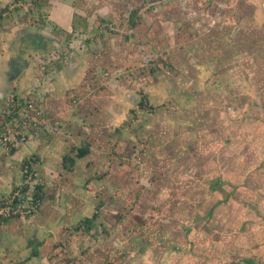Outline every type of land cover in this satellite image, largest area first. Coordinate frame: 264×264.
I'll list each match as a JSON object with an SVG mask.
<instances>
[{"label":"rangeland","instance_id":"rangeland-1","mask_svg":"<svg viewBox=\"0 0 264 264\" xmlns=\"http://www.w3.org/2000/svg\"><path fill=\"white\" fill-rule=\"evenodd\" d=\"M17 1V7L0 8V28L7 32L22 14L29 17L51 0ZM57 1L78 5V22H94L65 32L44 21L53 27L49 42L43 39L48 45L32 37L27 42L36 49L24 48L39 78L50 70L64 75L69 67L79 80L69 75L77 87L40 93L49 117L30 131L29 141L46 138L56 160L46 164L51 153L39 147L25 157L31 169L24 158L13 172L20 171L15 189L0 193L12 200L19 192L24 199L0 222L9 218L27 230L19 254L10 250L0 259L264 264V0ZM4 65L19 67L16 61ZM0 126H7L4 119ZM0 142L14 154L11 142ZM88 146L79 164L85 175L94 170L103 191L115 182L106 198L88 192L87 179L76 181L80 174L70 158L76 163L79 148ZM37 185L45 196L36 207ZM45 199L60 203L62 213L49 210L48 221L64 230L51 229L38 244L43 234L35 221ZM79 206L91 221L80 219Z\"/></svg>","mask_w":264,"mask_h":264},{"label":"crops","instance_id":"crops-1","mask_svg":"<svg viewBox=\"0 0 264 264\" xmlns=\"http://www.w3.org/2000/svg\"><path fill=\"white\" fill-rule=\"evenodd\" d=\"M4 1H6V4L4 3ZM19 4H21V2L17 0H0V8L8 5L10 6L15 5V7H17ZM77 10H78V5L76 6V4H71L65 1L51 0L48 3L42 1V4L38 7V9L34 8L33 10L34 12L32 11L29 13V17L26 13L22 14L21 16L23 20L22 21L18 20L17 24L11 25V29L8 32H7L8 29L0 28V37L2 39L1 42L2 45H0V116L1 117L3 112L2 108L8 103L9 100L8 95H11V91L14 90L15 88L20 89V91H18V95L23 97H25L24 95L27 96L31 95L32 98L33 97L37 98V102L44 104L42 100L43 98H40V96L41 94H47L46 92H48V90H60L61 92L62 90L64 91L67 90V88L70 85H71L70 88L77 87V85L73 86V84L71 83V79H69L68 76L69 75L72 76L75 79V83L79 80V77L76 74L75 76L71 75L73 73L71 71L73 70H70L69 67H67V71H65L66 74L64 75H60L55 70H50L47 73H44L42 78H39V71H38L39 68L32 67L31 62L27 57V51L24 50L26 46H32L33 50L36 49V47L33 46L30 42H27L30 41L32 37H34L35 39L40 38L41 41L43 39H46V41H48L47 37H50L49 33L52 32L53 27L52 25L50 27H47L44 21L47 22L50 20L51 22L56 24V26H58L59 29L61 28L62 30L64 29L63 31L65 32H70V30L72 29L75 30L80 29V31H82L83 30L82 26L85 23L94 22L93 19L91 21L90 20L88 21V19L86 20L84 19L83 21L78 22V19H75L76 16L75 14H77L76 13ZM45 12H48V20L45 19L44 17ZM41 13H43V15ZM38 14H41L42 16L40 19L37 18ZM77 18L79 19L82 18L81 12L79 17ZM3 22L6 21L3 19ZM62 30L61 32L63 33ZM49 39L51 40V38ZM46 41L43 40L42 43L43 48L48 45ZM39 47H41V45ZM4 48H5L4 50L5 52L3 51ZM43 48L41 49L43 50ZM8 51L12 57L11 59H9L10 55L8 56L9 54ZM22 52L23 55L20 56V53ZM33 53L34 52L31 51L30 55H32ZM25 59L27 62H25ZM4 61H7L9 63H14L16 61L19 67L17 70L12 69V71H10V69H8L4 65ZM74 65L77 66L78 62L74 63ZM20 78L22 79L20 80ZM42 106L46 110V107L44 105ZM46 116L47 118L49 117L48 112L46 113ZM66 132L67 131H65V133ZM46 141H47L46 138L41 137L39 134L37 138L28 141L24 145H21L22 147L20 146L17 150H15L16 153L14 152V154L12 155L7 154L4 149L2 150L1 148L2 146L0 142V193L1 194L9 193L13 189H15L14 187L20 181V171H17L16 173L13 172L17 170V167L20 165L21 159H24L25 157H28L30 155H35L39 150V147L44 146V149L42 150L46 151L47 153H51L50 154L51 156L49 155L46 156L45 163L46 164H50L51 162L55 163L56 156L54 157L52 155V150L50 149V146L46 144L47 143ZM91 147L93 150L94 149L93 146ZM66 151H67V147H66ZM85 158L86 156H83L81 160H79L78 158V160L75 163L77 173L80 174L76 179V181L78 183H81L83 180L87 179V181H89L87 182L88 188L92 189L91 191L88 192H93V190L95 192H103V194H100L101 198H106V195L115 193V187H116L115 182L113 183V185H109L106 191H103L102 188L100 187V182L96 177L94 170L93 173L88 172L86 175L82 172L84 168V164L83 166H81L79 163L83 162ZM58 169L60 171V168ZM57 174H59V172ZM50 175L54 176L51 173ZM258 177H261V175H258ZM88 188H86L85 190H87ZM86 194L87 193L84 194L85 196L84 199L87 198ZM44 203L45 204L41 205L40 207L41 213H39L35 221L40 225L38 226V228L41 229L40 232L43 234L41 239L38 237L39 238L38 244L47 241V238L50 236L51 229L59 230L61 233L64 230L61 228V226L57 225L58 223L50 224L48 221L49 210H52V212L56 215L62 213L60 211L61 209L60 203H55V202L50 203L48 199H45ZM83 203L84 200H82L81 204ZM97 206L98 204L95 206V208H97ZM89 208L90 207H87V209ZM93 210L95 211V209ZM76 211L79 212L77 213L78 215H81L80 219L89 218L87 216V211H84L82 209V206H79L76 209ZM94 215H96V213ZM32 226L33 225H30V227L27 229L35 228ZM2 231L5 235H2ZM26 231H27L26 229H23V231H21V229H19L18 226L15 225L13 220L11 219L6 220V218H4L3 221L0 222V256L4 257L6 260L8 258L7 256L13 254V252H15V254H19V250H20L19 239H24L25 235H27ZM48 231H49L48 235L45 234ZM31 232L34 234L36 231L32 230ZM64 232H66V230ZM61 235H63V233ZM56 239H59V236L56 237ZM10 250H12L13 252ZM31 257L33 258L35 256H31ZM5 260L3 261L2 259H0L1 262L0 264L6 263Z\"/></svg>","mask_w":264,"mask_h":264},{"label":"built area","instance_id":"built-area-1","mask_svg":"<svg viewBox=\"0 0 264 264\" xmlns=\"http://www.w3.org/2000/svg\"><path fill=\"white\" fill-rule=\"evenodd\" d=\"M42 114V109L33 100L12 98L3 115L7 126L0 127V138L7 143L11 142L13 145L25 142L31 136L29 134L31 129L43 122ZM15 197L20 198V193L17 192ZM15 197L12 200L0 197V214H10L18 210L21 203L15 204ZM16 207L18 208L15 209Z\"/></svg>","mask_w":264,"mask_h":264},{"label":"clouds","instance_id":"clouds-1","mask_svg":"<svg viewBox=\"0 0 264 264\" xmlns=\"http://www.w3.org/2000/svg\"><path fill=\"white\" fill-rule=\"evenodd\" d=\"M25 97H23V96H20V95H12L11 97H9V100H8V103H7V105H6V109L9 107V105H10V101H11V99L12 98H14V99H24V100H33L34 102H36V104L42 109V111H43V114H42V123L40 124V125H38L37 127H39V126H41V125H45L46 124V118H47V116H46V110H45V108H43V104L42 103H39V102H37V98H35V97H33L32 98V96L30 95V96H27V95H24ZM42 104V105H41ZM6 109H3V112H2V117L0 116V121L2 120V119H4V117H3V115L5 114V111H6ZM4 122L6 123V121H5V119H4ZM1 127V126H0ZM35 127L36 126H34L31 130H34L35 129ZM48 127H49V129H51L53 132H54V130H53V126H49L48 125ZM51 127V128H50ZM55 128H58V126L57 127H55ZM36 131H34L33 133H35ZM30 135L32 134V132L31 133H29ZM31 137V136H30ZM29 137V138H30ZM29 138L25 141V142H23V143H21V144H19V145H13V147H15V148H19L21 145H23V144H25V143H27L28 141H29ZM0 140H2L1 138H0ZM15 148H12V149H15ZM80 149V148H79ZM15 150H17V149H15ZM79 151V150H78ZM78 158H82V157H78ZM28 160L27 159H25V161H24V166H28V168H30L31 169V166L29 165L30 163H28L27 162ZM69 163V162H68ZM74 164H75V161H74ZM18 190H16L14 193H16ZM24 194V193H23ZM2 195L0 194V197H1ZM16 198V197H15ZM21 201H24V199H22V197H20L19 198V201L18 202H20V203H22ZM33 203H34V206H38V203L37 202H35L34 200L32 201ZM15 203V202H14ZM15 204H17V203H15ZM10 216L11 214H0V216Z\"/></svg>","mask_w":264,"mask_h":264},{"label":"trees","instance_id":"trees-1","mask_svg":"<svg viewBox=\"0 0 264 264\" xmlns=\"http://www.w3.org/2000/svg\"><path fill=\"white\" fill-rule=\"evenodd\" d=\"M0 14H2V13H0ZM1 16V15H0ZM89 148V146L88 147H82V148H80L79 149V151H78V153H77V157H83V156H85L87 153H88V149ZM11 152H15V149H12V151ZM70 160H71V162L72 163H74V161H75V158H70ZM69 161V160H68ZM28 162V161H27ZM70 162V161H69ZM29 163V162H28ZM68 163V162H67ZM37 188H36V190L34 191V195H33V197H34V199H35V202H40V201H43V198H44V196H45V192H44V190H43V187L41 186V185H37L36 186ZM29 188H28V186H26L23 190H24V192L23 193H26V191L28 190ZM18 201H19V197H16L15 198V203H18ZM19 215V214H18ZM98 216V214H96V215H94L93 216V218H96ZM1 218H2V215L0 216ZM9 218H6V220H8ZM89 220L91 221V219L90 218H86V223L87 222H89Z\"/></svg>","mask_w":264,"mask_h":264}]
</instances>
